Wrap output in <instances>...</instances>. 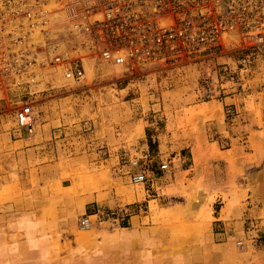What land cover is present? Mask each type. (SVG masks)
Segmentation results:
<instances>
[{
    "label": "crops",
    "instance_id": "obj_1",
    "mask_svg": "<svg viewBox=\"0 0 264 264\" xmlns=\"http://www.w3.org/2000/svg\"><path fill=\"white\" fill-rule=\"evenodd\" d=\"M139 100L142 102V99ZM237 103L240 102L226 99L222 102L185 105L181 130L179 126L173 125V114L171 119L166 116V129L157 136L159 149L163 146V139H166V156L173 155L172 160H179L182 168L186 167V172H193L195 177L206 176L215 180L216 160L223 158L224 153L229 150L222 151L219 142H212L208 130H213L220 139L231 144L239 141L242 136L239 127L227 120L225 112L227 105L236 104V108L242 111L241 122L237 124L247 123L246 105ZM141 105L143 106V102ZM209 121L212 122V127L208 126ZM73 122L74 128H78L81 120L76 118ZM147 125L146 121L141 133L135 138L121 133L114 136L113 141L108 133L93 136L95 144L110 146V157L95 169L89 161L83 166H72L67 171L70 173L67 178H63L66 170L62 169L59 161L60 152L56 153L54 149L53 159L48 163L43 161L51 152L50 147L44 146L46 130L43 133L35 134L34 130L27 133L22 129L24 126L19 124L17 130L0 133V153L22 161L21 165L26 169V176L19 182L22 187V203L11 206L12 213L16 212L24 220V230L21 232L38 236L63 232L68 234L65 239L70 242L69 260L63 259L61 253L56 252L57 249L49 250L54 252L57 264H222L223 250L232 249L234 243L237 245L239 240L253 235L254 222L264 223V204L255 195V186L251 189L253 192H250L249 181L239 177L233 181L241 189L236 194L232 193L231 186L226 188L223 182L214 181V184L207 185L198 209L205 207L208 210V220L200 222L199 226L192 221L193 216L186 209L188 201L184 197V203L175 204L165 211L153 208L157 202L155 193H158L159 183L162 181L161 174L153 173L151 182L145 185H132L129 174L136 170L117 156L118 150L130 149L139 140L146 141ZM45 128L46 124L41 125V129ZM57 132L61 133L55 131L54 138L58 137ZM49 134L51 135V131L48 136ZM245 134L250 137V133ZM244 148L246 146L240 144L238 151L241 153ZM91 155L93 153L88 154V159ZM239 163L244 174H251L249 158H245L243 164ZM172 170L173 167L168 173L171 174L170 178H177L179 173ZM66 181L70 182L69 185H66ZM51 187L56 191L52 196L49 194L53 192L49 190ZM36 195L39 197L36 198ZM167 198L169 197L166 196L165 199ZM195 199L196 197L189 202L194 205ZM118 208L122 216L127 218L122 227L103 230L96 224L97 220L93 219L89 231L76 232V229L70 228L72 222L88 214L91 209L94 212L89 215L96 218L106 210ZM30 221L33 223L32 227ZM62 243L60 250L61 246L66 245ZM21 245L13 248L18 251L19 256L22 254V247H25L23 250L29 256L38 258L27 259L26 256L25 259L23 255L20 258L18 255L7 257L8 254L4 258L0 254V264H46L42 261L47 258L40 257L46 250L45 244Z\"/></svg>",
    "mask_w": 264,
    "mask_h": 264
},
{
    "label": "built area",
    "instance_id": "obj_2",
    "mask_svg": "<svg viewBox=\"0 0 264 264\" xmlns=\"http://www.w3.org/2000/svg\"><path fill=\"white\" fill-rule=\"evenodd\" d=\"M1 32L9 43L3 47L0 36V89L31 91L45 72L83 84L88 60L131 73L196 66L213 75L203 83L205 101L264 98V0H0ZM225 112L233 125L241 120L236 104ZM33 118V103L25 100L15 119L28 127ZM262 120L264 129V107ZM148 155L130 158L131 184L151 182ZM160 162L159 172L168 174L172 162ZM102 215L124 219L119 209ZM92 225L89 214L78 221L80 231ZM252 232L237 242L239 249H264V223L254 222Z\"/></svg>",
    "mask_w": 264,
    "mask_h": 264
},
{
    "label": "rangeland",
    "instance_id": "obj_3",
    "mask_svg": "<svg viewBox=\"0 0 264 264\" xmlns=\"http://www.w3.org/2000/svg\"><path fill=\"white\" fill-rule=\"evenodd\" d=\"M6 34L10 33L6 31ZM13 35V37L17 38L21 34L13 32ZM0 36L4 38L2 46L6 47L8 45L6 35L1 32ZM38 36H36V39L39 38ZM85 69L87 79L83 84L74 83L66 79L61 73L45 72V74L38 76V83L40 84L31 91L22 88L0 89V133L11 129H19L15 113L25 100H29L34 106V118L31 126H24L22 129L27 131V133L34 130L35 134L37 132L43 133L46 130L47 139L45 138L44 146L46 148L50 147L51 152L44 157L43 161L48 163L53 159L54 149L56 153L60 152L59 161L63 167L62 169L66 170L63 178H67L72 166H83L89 161V163L94 165L93 169H95L101 165V162L110 157V146L95 144L93 136L99 137L101 133H108L113 141L115 139L114 136L121 133L127 134L129 138H135L141 133L143 124L147 121L149 125L146 128L148 136L146 141L139 140L136 146L130 148L132 150H118L117 156L125 163H128L131 157L139 158L148 155L150 150L151 154L150 156L148 155L150 162L148 165L155 174L160 173L158 170V166L161 163L160 160L172 162V172L177 171L179 174L177 178L173 177L171 179V174L163 175L160 173L162 181L159 183L160 186L158 185L160 187L157 191L158 193H155V199L159 206L156 202V204L154 203L156 206H153V208L165 211L175 204L184 203L185 199H187L186 209L193 216L192 221L199 226L200 222L208 220V210L205 207L200 210L198 205L201 203L205 188L208 184H214V181L225 183L226 188L231 186L233 189L232 193L236 194L241 189H238L233 181L236 177L245 178L249 181L248 189L250 192L255 189L254 193L259 197L256 189L255 174L264 170V129L262 120L264 98L261 95L250 94L244 100L247 111V123L235 124L239 127L242 135L241 139L237 140L238 142L234 141L231 144L229 141L220 139L213 130H208L212 142H219L222 151L229 150L224 153L223 158L216 160L214 180L206 176L195 177L192 175L193 172H186L185 169L187 168L184 166L182 168L179 160H172L173 155L166 156L168 155L166 139H163V146L159 149L160 142L157 138L166 129V116L171 119L173 114L175 117L173 125L179 126L181 130L183 128V107L189 104L209 102L202 99L201 93L204 81H210L212 74L209 75L196 66H185L182 64L163 69L160 67L147 68L144 71L131 73L125 72L119 67L98 66L88 60L85 61ZM41 71L43 70H39V72ZM259 81L257 77L255 84L259 83ZM139 99H142L143 106ZM76 118L81 120L78 128H74L75 123L73 121ZM227 123L229 124V122ZM43 124H46L44 130L41 129ZM212 125V122L209 121L208 126L212 127ZM50 131L51 135L49 134L48 136ZM55 131H61V133L57 132L59 135L56 138H54L53 134ZM245 132L250 133L249 138ZM149 139L152 141L151 146L148 144ZM240 144L246 146L241 153L238 151ZM88 146L90 150H88ZM161 150L162 153H160ZM1 153L0 254L4 258L6 254H8L7 257H14L18 255V251L13 248H18L19 245L25 243L42 242L46 245V250L40 257L47 258L46 261L42 262L57 264L54 261V252L49 251L52 248L57 249L56 252L61 253L63 259L69 260L70 242L65 239L68 235L67 233L38 236L21 232L24 230V220L20 216L18 217L16 212L12 213L11 206L12 204L19 206L22 203V187L19 182L22 177L26 176V169L21 165L22 161ZM91 153L93 155L89 156L88 159V154ZM245 158H249L251 164V170L249 169L251 174L248 175L244 174L239 163L240 161L243 164ZM69 183V181H66V185H69ZM165 187L168 188L166 189ZM252 188L253 190L251 191ZM49 190L53 191L49 193L51 196L56 192L53 187ZM166 196L169 198L165 199ZM35 197L38 198L39 196L36 195ZM43 197H45V191ZM195 197V204L192 205L189 201ZM218 210L219 208H217ZM93 212V209H91L88 214ZM104 212H107V210ZM123 218L118 223L109 222L107 217L103 215L93 219L97 220L96 224L103 230H113L122 227L127 219L125 215ZM78 221L72 222L70 228L76 229V232H84L79 230ZM30 224L32 227L33 223L31 221ZM62 242L66 243V245L61 246L60 250V243ZM22 248L24 249L25 247ZM23 249L22 254L18 255L19 258L22 255L24 258L27 256V259L38 258L33 255L29 256ZM221 253L223 256L222 264H264V249L262 248L241 250L234 243L232 249L223 250Z\"/></svg>",
    "mask_w": 264,
    "mask_h": 264
},
{
    "label": "water",
    "instance_id": "obj_4",
    "mask_svg": "<svg viewBox=\"0 0 264 264\" xmlns=\"http://www.w3.org/2000/svg\"><path fill=\"white\" fill-rule=\"evenodd\" d=\"M264 170L255 174L257 194L264 204Z\"/></svg>",
    "mask_w": 264,
    "mask_h": 264
},
{
    "label": "trees",
    "instance_id": "obj_5",
    "mask_svg": "<svg viewBox=\"0 0 264 264\" xmlns=\"http://www.w3.org/2000/svg\"><path fill=\"white\" fill-rule=\"evenodd\" d=\"M148 137V136H147ZM148 144L151 146V144H152V141L149 139V141H148ZM149 154H151L150 153V150H149Z\"/></svg>",
    "mask_w": 264,
    "mask_h": 264
},
{
    "label": "bare ground",
    "instance_id": "obj_6",
    "mask_svg": "<svg viewBox=\"0 0 264 264\" xmlns=\"http://www.w3.org/2000/svg\"><path fill=\"white\" fill-rule=\"evenodd\" d=\"M264 176V175H263Z\"/></svg>",
    "mask_w": 264,
    "mask_h": 264
}]
</instances>
